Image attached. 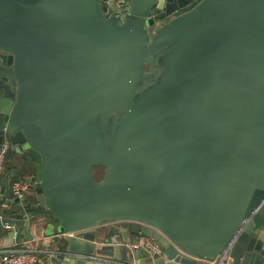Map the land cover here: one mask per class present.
<instances>
[{
	"label": "water",
	"instance_id": "95a60500",
	"mask_svg": "<svg viewBox=\"0 0 264 264\" xmlns=\"http://www.w3.org/2000/svg\"><path fill=\"white\" fill-rule=\"evenodd\" d=\"M124 1L0 0V143L35 162L44 264H134L94 255L107 224L159 241L145 264H264V0ZM14 176L0 237L33 240Z\"/></svg>",
	"mask_w": 264,
	"mask_h": 264
},
{
	"label": "crops",
	"instance_id": "0c3cea01",
	"mask_svg": "<svg viewBox=\"0 0 264 264\" xmlns=\"http://www.w3.org/2000/svg\"><path fill=\"white\" fill-rule=\"evenodd\" d=\"M24 159H22V155H15L12 159L8 160L6 163V169L3 172H0V184L2 178L9 174V172L14 169L15 170V176L12 178L11 181L15 179H22L27 180L30 183V188L27 191V193L24 196V200L22 201L23 204H26L27 206L31 207L32 210L29 212V215L32 217L30 230L34 234V239L29 240L24 235H21L19 239L16 236V228L9 229V234L0 237V250L6 247H33L38 248L42 251L41 257H42V264H44V261L46 259V254H44V251H57L58 247L61 246V243L57 240L50 239V237L43 236V227L40 225V222L48 220V211L44 209L43 207L39 206L37 202V195L35 192V162L26 155L23 156ZM26 162V164H25ZM10 184V183H9ZM9 184L7 185L5 195L4 197L7 200H13L16 199V197L11 193ZM21 202V201H20ZM13 206H17L13 204ZM12 208V207H10ZM109 224L100 226L98 228L99 237L97 239V251L98 253H95L94 255L101 254L100 257H109L108 253L104 248L108 247H114L112 245H109L105 242L106 240V233L108 231ZM126 237L129 239H135L137 236L131 235V234H125ZM43 243H45V246H43ZM129 249V247H128ZM106 252V253H105ZM129 252L133 258L134 264H145L150 260L143 252H135L129 249ZM86 264H90L87 262Z\"/></svg>",
	"mask_w": 264,
	"mask_h": 264
},
{
	"label": "built area",
	"instance_id": "2783aa9c",
	"mask_svg": "<svg viewBox=\"0 0 264 264\" xmlns=\"http://www.w3.org/2000/svg\"><path fill=\"white\" fill-rule=\"evenodd\" d=\"M108 12L123 19L126 14L127 3L124 0H105ZM9 143L4 141L0 143V172L6 169L7 151ZM27 180L15 179L10 182L11 193L21 202L30 188ZM2 185L0 184V192ZM23 203V202H22ZM105 242L112 246L126 245L135 252H143L148 258L155 260L163 255L161 245L153 236H137L135 239H129L125 234L116 233L106 238ZM42 251L33 247H6L0 250V264H42ZM228 258V253L213 264H223Z\"/></svg>",
	"mask_w": 264,
	"mask_h": 264
},
{
	"label": "flooded vegetation",
	"instance_id": "af4514ba",
	"mask_svg": "<svg viewBox=\"0 0 264 264\" xmlns=\"http://www.w3.org/2000/svg\"><path fill=\"white\" fill-rule=\"evenodd\" d=\"M1 57H2V54H0V63L2 62V59H1Z\"/></svg>",
	"mask_w": 264,
	"mask_h": 264
},
{
	"label": "rangeland",
	"instance_id": "374dc122",
	"mask_svg": "<svg viewBox=\"0 0 264 264\" xmlns=\"http://www.w3.org/2000/svg\"><path fill=\"white\" fill-rule=\"evenodd\" d=\"M24 155H26V154H23V155H22V159H24V158H23ZM7 162H8V161H7ZM25 164H26V162H25Z\"/></svg>",
	"mask_w": 264,
	"mask_h": 264
},
{
	"label": "trees",
	"instance_id": "16d2710c",
	"mask_svg": "<svg viewBox=\"0 0 264 264\" xmlns=\"http://www.w3.org/2000/svg\"><path fill=\"white\" fill-rule=\"evenodd\" d=\"M28 156V155H27ZM31 210H32V208H31Z\"/></svg>",
	"mask_w": 264,
	"mask_h": 264
}]
</instances>
